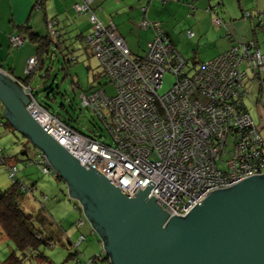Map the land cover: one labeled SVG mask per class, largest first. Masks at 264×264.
<instances>
[{"label": "built area", "instance_id": "2783aa9c", "mask_svg": "<svg viewBox=\"0 0 264 264\" xmlns=\"http://www.w3.org/2000/svg\"><path fill=\"white\" fill-rule=\"evenodd\" d=\"M93 1L77 0L71 8L76 14L87 15V45L115 93L109 96L102 87L95 88L81 92L79 101L100 119L111 144L67 125L36 100L29 86L18 81L28 96L26 110L42 129L80 164L97 169L129 194L145 188L151 180L154 184L149 196L169 216L185 215L213 190L264 174V124L259 126L253 120L243 101L246 74L258 79L264 73V52L253 40L231 44L187 74L185 59L158 21L145 17L137 21L140 28L152 29L153 36L144 54L135 55L115 24L98 18ZM55 22L46 21L53 43L59 37ZM215 22L222 24L217 18ZM186 34L193 32L187 30ZM8 37L11 47L24 42L17 33ZM36 63L35 55L29 57L24 74H29ZM166 71L173 74L174 81L169 90L159 94L157 88ZM228 144L231 151L226 152ZM35 150L28 163L42 173L56 174L42 152ZM2 162L0 154V165ZM5 170L11 178L17 172L15 165L7 164ZM85 221L84 216L78 217L75 224L81 226ZM82 239L80 234L74 244ZM98 240L100 253L88 258L87 264L92 259L99 262L104 256L108 258Z\"/></svg>", "mask_w": 264, "mask_h": 264}, {"label": "water", "instance_id": "95a60500", "mask_svg": "<svg viewBox=\"0 0 264 264\" xmlns=\"http://www.w3.org/2000/svg\"><path fill=\"white\" fill-rule=\"evenodd\" d=\"M2 114L47 159L98 235L111 264H264V174L211 191L185 215L129 194L86 167L30 116L17 79L0 71Z\"/></svg>", "mask_w": 264, "mask_h": 264}, {"label": "crops", "instance_id": "0c3cea01", "mask_svg": "<svg viewBox=\"0 0 264 264\" xmlns=\"http://www.w3.org/2000/svg\"><path fill=\"white\" fill-rule=\"evenodd\" d=\"M75 1L77 0H45L43 9H39L40 17L45 24L46 18L55 20V27L60 34L63 29L69 30L72 35L84 38L87 45L86 36L90 31L87 15L77 14L78 17L69 18L71 14L75 15L71 8ZM33 2L34 0H0V64L6 74L17 80L24 77L23 67L27 58L35 55V45L29 41L34 45V51L32 46L13 48L10 46L9 34L18 33L16 26L19 24L29 25L31 31L40 35L47 32L40 33L38 14L33 15ZM144 6L145 11L142 10ZM93 8L101 21L111 20L115 24L127 47L135 55L144 54L146 44L153 36L152 29L140 28L137 21L141 17L158 21L178 51L179 44L189 45L192 56L188 59L193 62L190 67L193 70L201 62L215 57L238 41L253 39L264 50V0H95ZM255 12L260 13L261 20L256 17ZM216 18L222 24L218 25ZM83 27L88 29L85 35L81 30ZM187 30H191L193 34L187 36ZM183 50L180 47L181 55ZM203 52L207 53L206 56H195ZM187 60L185 59L186 63ZM246 81L258 86L252 97L253 108L249 109L245 102L248 89L243 101L253 120L259 123V107L264 109V78L258 82L247 73L244 84ZM245 87L247 88L246 85Z\"/></svg>", "mask_w": 264, "mask_h": 264}, {"label": "rangeland", "instance_id": "374dc122", "mask_svg": "<svg viewBox=\"0 0 264 264\" xmlns=\"http://www.w3.org/2000/svg\"><path fill=\"white\" fill-rule=\"evenodd\" d=\"M94 2L95 0L92 6ZM34 10L33 15L38 14L39 17L40 33H43L47 31V26L40 17V10L37 7H34ZM73 16L78 17L79 15L71 14L69 18L72 19ZM81 30L85 32L84 35L88 31L85 27L81 28ZM24 40V44L18 48L32 46L33 50L34 45L26 38ZM59 41L61 49L51 45L52 50L48 55L44 56L42 68L32 77L30 86L36 100L43 103L51 113L66 120L81 133L94 136L98 140L111 144L110 136L97 115L91 109L80 106L79 94L102 87L109 96H112L115 93L113 83L101 72L99 61L85 44L84 38L77 35L74 36L69 30L63 29ZM178 46L179 51L180 47L184 48V52L181 51V53L186 60L189 56H192L191 52L189 53V45L184 46V43H181ZM206 54L203 52L195 56H206ZM64 58L66 59L65 61ZM187 61L184 72L190 74L193 71V69H190L193 62L189 59ZM173 81V74L166 71L163 74L162 83L157 88V92L159 94L165 93L171 88ZM244 85L248 89L245 102L247 107L252 109L254 106L252 97L258 86L256 83L249 81H246ZM90 87L92 88L91 90ZM259 111L258 125L260 126L264 124V109L262 106L259 107ZM105 116L108 118L107 111ZM33 147L34 145L17 129L4 125L0 126V148L6 154L14 156L12 162L15 163L18 169L16 172L17 177L26 185L35 182V190L33 194L31 193L32 195L26 196L22 209L27 214L38 211L41 208L40 201L42 196L47 195L45 207L40 210L43 211L45 216L52 218L55 223L62 224L64 219H66L62 225L63 228H67L68 236L73 242L78 238V234L82 233L86 238L80 244L78 254L82 252L89 256L98 250L96 237L90 232L91 229L90 231L88 230V226L90 227L88 222L80 229L72 227L74 220L78 218V213L74 210L72 201L67 196L65 182L49 173H42L34 164L25 165L26 161L24 159L31 155ZM225 149L226 152L231 151V144H228ZM223 157L226 159L227 154H224ZM10 184L11 179L5 171V166L0 165V189L3 190ZM34 225L42 232L43 236L48 237L51 235L54 242L53 247L45 246L42 248V252L47 259L42 264H80L76 262V259L65 261L68 253H73L76 248L73 242L71 244H62L60 242L57 236L58 232H62V230L58 226H49L39 221H34ZM62 234L65 240L66 234L64 232ZM10 248L11 243L5 240L0 229V261L8 254ZM25 264H35V261L26 262Z\"/></svg>", "mask_w": 264, "mask_h": 264}, {"label": "trees", "instance_id": "16d2710c", "mask_svg": "<svg viewBox=\"0 0 264 264\" xmlns=\"http://www.w3.org/2000/svg\"><path fill=\"white\" fill-rule=\"evenodd\" d=\"M45 0H34L33 7H39V9H43ZM76 14V13H75ZM256 17L261 20L260 13H255ZM47 21V18L45 19V22ZM57 25V24H56ZM30 26L27 24H19L16 26L17 34L21 35L22 37L28 39L35 45V56H36V66L29 74H24V77L19 78V82L23 85L30 86L31 80L33 75L36 74V72L42 68L43 66V58L44 56L48 55L51 52V45H54L56 47H59V37L56 43H53L50 37V33L47 30L46 34L40 35L38 33H35L34 31H31L29 28ZM57 31L59 29L55 28ZM164 31V30H163ZM60 36V33H59ZM253 40V39H250ZM253 42L257 45L255 40ZM258 46V45H257ZM259 47V46H258ZM260 48V47H259ZM261 49V48H260ZM262 50V49H261ZM264 52V50H262ZM66 59L64 58V61ZM0 67L2 68L1 64ZM3 69V68H2ZM102 72V71H101ZM251 76V74L249 73ZM261 78H264V73H260V76L258 79H256L258 82L261 81ZM92 88L90 87V90ZM247 89V88H246ZM32 90V89H31ZM87 92V91H85ZM33 93V91H32ZM247 94V92H246ZM245 94V95H246ZM34 95V93H33ZM244 95V96H245ZM40 103V102H39ZM45 108L46 106L43 103H40ZM245 106V105H244ZM2 104L0 102V126H9L13 128L10 123L5 119V117L2 114ZM246 108V107H245ZM55 115V114H54ZM60 120L64 121L67 125L71 126L66 120L61 119L59 116L55 115ZM74 128L73 126H71ZM76 129V128H74ZM77 130V129H76ZM36 148L33 147L32 153L29 157L25 158L26 161L25 165L30 164L28 163V160L34 156L36 153ZM40 151V150H39ZM0 154L3 158V162L1 166H5L7 164L9 165H15V163L12 162V158L14 156H10L2 151L0 148ZM11 161V163H10ZM16 167V165H15ZM17 169V167H16ZM18 170V169H17ZM8 174V171L5 170ZM52 175V174H51ZM9 176V175H8ZM57 179H61L57 174L53 175ZM11 184L5 188L0 189V229L1 233L4 235L5 240H8L11 243V248L9 249L8 254L4 257L3 260L0 261V264H25L26 262L35 261V264H42V262L47 261L44 253L42 252V248L45 246H54V242L52 241V236L49 235L48 237L43 236L42 232L37 229L34 225V221H39L42 224H47L49 226H58L62 232L66 234L65 240L63 239L62 232H58V238L62 244H71L73 241L68 236L67 228H63V226L59 223H55L52 218H49L48 216H45L42 210L45 207V203L47 201V195H43L42 199L40 201V209L36 212H33L32 214H27L22 209V204L25 203L26 196L29 194H33L35 190V182L30 183L29 185L23 184V182L20 180V178L17 177V173H15L14 178H11ZM31 194V195H32ZM68 196V195H67ZM68 198L72 201L74 210L78 213V217H83L80 205L75 200L68 196ZM77 219V218H76ZM75 219V220H76ZM75 220L73 222L72 227H75V229L82 228L83 225H85L87 222L85 221L81 226H76ZM88 225V224H87ZM90 227L88 226V230L90 231ZM92 234L96 237V242L98 245L99 237L94 231H90ZM82 233H79L77 237ZM83 235V234H82ZM85 236L83 235V239L79 241L77 244H74L76 242H73L74 247L76 248L73 253H68V255L65 258V261L68 259H76L77 263L80 264H87L86 260L96 253H100V248L98 245V250L96 252H93L89 256H86L84 253L78 251V248L80 244L85 241ZM91 264H111L110 261H108V258L106 256L102 257L101 260L95 261V259L91 260Z\"/></svg>", "mask_w": 264, "mask_h": 264}]
</instances>
